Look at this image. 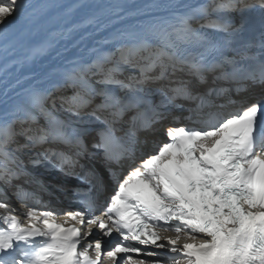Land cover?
Listing matches in <instances>:
<instances>
[{
	"label": "snow or ice",
	"instance_id": "6c2138e0",
	"mask_svg": "<svg viewBox=\"0 0 264 264\" xmlns=\"http://www.w3.org/2000/svg\"><path fill=\"white\" fill-rule=\"evenodd\" d=\"M0 264H264V0H0Z\"/></svg>",
	"mask_w": 264,
	"mask_h": 264
},
{
	"label": "bare ground",
	"instance_id": "6f19581e",
	"mask_svg": "<svg viewBox=\"0 0 264 264\" xmlns=\"http://www.w3.org/2000/svg\"><path fill=\"white\" fill-rule=\"evenodd\" d=\"M8 19L11 20L12 17H9ZM175 115H182V112L180 110H177ZM160 138H163L162 134H161ZM48 191L51 193V195L49 196V195L46 194V195H44L43 199L45 201H49L50 200L51 205L53 207L63 208V209H68L69 207H72L69 204V202L68 201L66 202V200L63 198V194L61 192L56 191V190H54L51 187L48 189ZM68 195L70 196L71 194L68 193ZM13 202H15V201H13ZM73 207L75 208L76 206H73Z\"/></svg>",
	"mask_w": 264,
	"mask_h": 264
}]
</instances>
